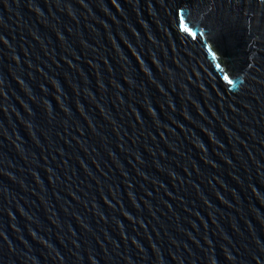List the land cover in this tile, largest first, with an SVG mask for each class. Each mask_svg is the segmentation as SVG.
<instances>
[{
	"label": "water",
	"instance_id": "water-1",
	"mask_svg": "<svg viewBox=\"0 0 264 264\" xmlns=\"http://www.w3.org/2000/svg\"><path fill=\"white\" fill-rule=\"evenodd\" d=\"M0 264H264V0H0Z\"/></svg>",
	"mask_w": 264,
	"mask_h": 264
}]
</instances>
